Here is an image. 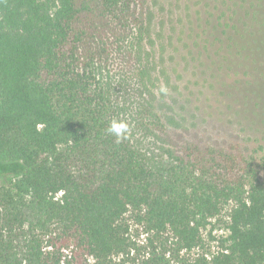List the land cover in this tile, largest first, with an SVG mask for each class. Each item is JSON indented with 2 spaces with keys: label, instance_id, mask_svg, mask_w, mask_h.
I'll return each instance as SVG.
<instances>
[{
  "label": "trees",
  "instance_id": "1",
  "mask_svg": "<svg viewBox=\"0 0 264 264\" xmlns=\"http://www.w3.org/2000/svg\"><path fill=\"white\" fill-rule=\"evenodd\" d=\"M181 2L206 136L163 104L149 0H0V264H264V0Z\"/></svg>",
  "mask_w": 264,
  "mask_h": 264
},
{
  "label": "rangeland",
  "instance_id": "2",
  "mask_svg": "<svg viewBox=\"0 0 264 264\" xmlns=\"http://www.w3.org/2000/svg\"><path fill=\"white\" fill-rule=\"evenodd\" d=\"M149 3L155 14L152 31L157 38V73L159 70L166 71L167 77V81L160 80V90L164 92L161 95L164 98L163 104L181 116L192 115L198 124V131L195 132L205 135L207 123L201 122V117L195 112L196 103L200 104L202 99L203 89L199 87V81L202 80L200 77L203 73L199 69L200 72L193 77L194 71L186 65L187 49L184 48L185 42L182 40L186 29V21L182 19L184 5L181 0H149ZM232 206L227 205L221 215L213 219L203 231L205 252L210 255L220 250L221 239L228 235L226 223ZM144 237L145 234H142L140 239L144 240Z\"/></svg>",
  "mask_w": 264,
  "mask_h": 264
},
{
  "label": "clouds",
  "instance_id": "3",
  "mask_svg": "<svg viewBox=\"0 0 264 264\" xmlns=\"http://www.w3.org/2000/svg\"><path fill=\"white\" fill-rule=\"evenodd\" d=\"M106 131L115 136L117 143L128 138L129 125L122 120L113 119L110 121Z\"/></svg>",
  "mask_w": 264,
  "mask_h": 264
}]
</instances>
